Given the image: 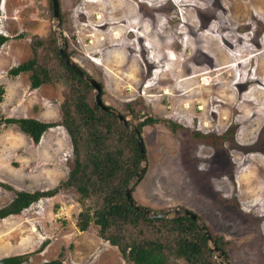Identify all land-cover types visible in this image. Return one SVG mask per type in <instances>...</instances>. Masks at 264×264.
<instances>
[{"label": "rangeland", "instance_id": "1", "mask_svg": "<svg viewBox=\"0 0 264 264\" xmlns=\"http://www.w3.org/2000/svg\"><path fill=\"white\" fill-rule=\"evenodd\" d=\"M58 2L61 39L50 0H0V35L8 37L0 45V183L10 187L0 186V209L16 191L59 187L75 165L71 136L60 125L64 82L34 89L30 72L9 75L52 33L59 51L100 84L107 107L134 127L135 116L152 119L142 132L147 174L132 186L136 203L153 213L191 211L209 236L210 228L231 241L228 258L221 252L225 263L264 264V0ZM172 55L178 61L170 66ZM209 71L207 86L191 78ZM95 96L91 86L88 100ZM11 118L57 125L37 144L5 123ZM195 133L229 140L210 146ZM79 199L75 188L60 189L0 220V261L27 255L22 264H131L94 222L78 229ZM127 230L135 231L112 232Z\"/></svg>", "mask_w": 264, "mask_h": 264}, {"label": "trees", "instance_id": "2", "mask_svg": "<svg viewBox=\"0 0 264 264\" xmlns=\"http://www.w3.org/2000/svg\"><path fill=\"white\" fill-rule=\"evenodd\" d=\"M58 14L64 25L63 15L60 12ZM7 40L8 37L0 35V45ZM39 48L33 43V57L12 68L9 75L17 77L30 72L31 88L34 89L46 83L64 82L67 95L62 105L60 125L64 126L71 136L75 165L68 179L53 190L33 193L16 191L14 199L5 208L0 209V220L21 213L42 198L54 197L60 189L75 188L80 195L79 203L82 204L77 222L78 229L86 231L94 222L100 228L99 236L102 240L116 247L128 263L219 264L208 247L204 233L190 217L171 220L149 219L130 206L125 191L140 170V152L133 132L116 117L102 110L94 100H88V90L91 86L67 66L52 33L48 42L41 45L42 49ZM68 56L71 58L70 54ZM131 104L129 103L130 106ZM128 110L134 113L133 110L136 109L130 107ZM135 117L139 121L135 126L142 136L144 127L149 125L152 119L147 121L141 115ZM124 118L130 121L125 115ZM162 122H166L169 127L179 126L168 120ZM5 123L18 125L20 130L37 144L49 128L57 125L32 118H11L6 119ZM194 135L210 146L224 144V139H228L215 134ZM143 143L148 160V146L144 140ZM146 174L147 172L142 179ZM0 186L10 188L1 183ZM122 226L131 227L135 231H117L116 234L112 232ZM209 230L215 245L228 258L231 241L215 234L210 228ZM27 261L28 256L22 255L5 258L0 264H22ZM44 264H63V260L58 258Z\"/></svg>", "mask_w": 264, "mask_h": 264}, {"label": "water", "instance_id": "3", "mask_svg": "<svg viewBox=\"0 0 264 264\" xmlns=\"http://www.w3.org/2000/svg\"><path fill=\"white\" fill-rule=\"evenodd\" d=\"M52 4H53V14H54V21L56 22V25L54 27V31L55 34L57 35V37L59 39H61V35L58 32V24H59V2L58 0H52ZM60 54L62 56V58L64 59L65 63L67 64V66L74 72L76 73L82 80H84L85 82H87L89 85H91L95 92H96V103L97 105L104 110L105 112L110 113L111 115H113L114 117H116L125 127L129 128L137 141L138 144V148H139V152H140V170L137 173V175L135 176V178L129 183L128 187L126 188V197L127 200L130 204V206L132 208H134L137 212H139L140 214L148 217V218H152V219H178L181 217H190L193 221H195V223L200 227V229L203 231L204 233V237L207 240L208 243V247L210 248L211 252L213 253V255L215 256V258L217 259V261L219 262V264H227L224 262V255L221 253L220 249L215 245V243L213 242V240L210 238L209 236V232L206 228V226L204 225V223H202L199 218L197 217V215H195L193 212L191 211H183L181 212L179 209L175 210L174 212H160V213H153L150 212L149 210L141 207L140 205H138L134 199H133V195H132V186H134L137 182H139L143 175L145 174V170H146V157H145V151H144V143H143V139L142 136L139 132V130L137 129V127L131 126L126 120L125 118L118 114L117 112H115L114 110H112L111 108L107 107L101 98V86L100 84L93 79L92 77L88 76L87 74H85L74 62L73 60L68 56V54L66 53V50L64 47H60Z\"/></svg>", "mask_w": 264, "mask_h": 264}, {"label": "bare ground", "instance_id": "4", "mask_svg": "<svg viewBox=\"0 0 264 264\" xmlns=\"http://www.w3.org/2000/svg\"><path fill=\"white\" fill-rule=\"evenodd\" d=\"M258 4H260V3H258ZM255 9H258V6L255 7ZM176 57H177V55H172V56L168 57L167 60H166L167 64H169L170 66L175 65V62L178 61V57L177 58ZM179 63H180V61H179ZM179 66L180 65H178V67ZM171 69H173V67ZM209 74H211L210 71L208 72V74H204L203 72H201V73H197V74L192 75L191 78H200L201 77L202 78L201 79L202 80V84H204V86H207L209 84V81H210L209 79L210 78H209V76H206V77H202V76L209 75Z\"/></svg>", "mask_w": 264, "mask_h": 264}, {"label": "clouds", "instance_id": "5", "mask_svg": "<svg viewBox=\"0 0 264 264\" xmlns=\"http://www.w3.org/2000/svg\"><path fill=\"white\" fill-rule=\"evenodd\" d=\"M133 199H134V197H133ZM134 201H135V199H134ZM136 202V201H135Z\"/></svg>", "mask_w": 264, "mask_h": 264}, {"label": "flooded vegetation", "instance_id": "6", "mask_svg": "<svg viewBox=\"0 0 264 264\" xmlns=\"http://www.w3.org/2000/svg\"><path fill=\"white\" fill-rule=\"evenodd\" d=\"M73 60V59H72Z\"/></svg>", "mask_w": 264, "mask_h": 264}]
</instances>
